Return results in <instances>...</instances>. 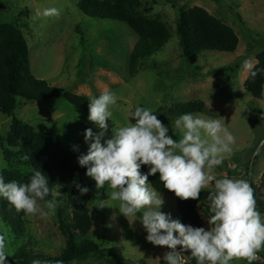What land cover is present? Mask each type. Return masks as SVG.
Returning <instances> with one entry per match:
<instances>
[{"label": "rangeland", "instance_id": "1", "mask_svg": "<svg viewBox=\"0 0 264 264\" xmlns=\"http://www.w3.org/2000/svg\"><path fill=\"white\" fill-rule=\"evenodd\" d=\"M140 10L150 18L164 22L169 40L155 54L145 58L136 74H129L132 49L138 39L136 33L124 22L93 18L77 7L78 0H0V24L17 25L28 47L30 71L36 78L46 80L51 86L64 88L88 100L109 90L116 94L117 105L108 120L109 130L105 139L126 123L125 112L141 106L150 108L157 118L169 128L168 135L179 140L174 127L179 117L174 106L189 101H203L205 118H224L226 126L235 137L232 152L225 156L221 166L214 170L217 178L227 176L245 179L260 185L264 169V85L262 98H254L244 88L248 73L242 69L245 59L257 61V54L264 48V0H139ZM60 9L58 17L38 15L45 8ZM200 7L211 16L231 27L239 42L234 52L202 51L189 61L179 46L177 33V9ZM24 10L25 15H20ZM13 114L35 131L48 127L57 130L61 145L71 152L86 154L88 144L84 131L100 130L90 122L88 104L77 107L62 98L23 102ZM11 116L0 112V157L7 167L27 173L30 168L22 162L18 148L7 143ZM134 122V121H133ZM73 146L77 150H73ZM11 156V160L8 159ZM3 169H0L3 170ZM81 186L89 192L73 199L89 209L92 226L90 239L103 247L115 250L122 264H164L166 247L148 242L139 219L128 221L115 207L97 208V198L108 199L107 188L97 189L95 181L83 176ZM262 192L264 193V188ZM58 191V192H57ZM60 191H52V200ZM99 193V196H97ZM161 211L179 219L172 196L161 194ZM43 207V202H40ZM207 209L197 206L198 215L206 227ZM48 214L25 215V232L15 235L0 218V234L7 241L8 264L21 247L31 252H43L52 257L61 253L66 238L57 227L55 211L44 209ZM203 211L204 215L201 214ZM139 215V214H138ZM187 264L196 263L188 252L183 254ZM254 264H264V251ZM71 264H108L106 258H88ZM231 264H246L233 259Z\"/></svg>", "mask_w": 264, "mask_h": 264}, {"label": "clouds", "instance_id": "2", "mask_svg": "<svg viewBox=\"0 0 264 264\" xmlns=\"http://www.w3.org/2000/svg\"><path fill=\"white\" fill-rule=\"evenodd\" d=\"M38 15L58 17L60 9L45 8ZM256 64L258 61L250 58L242 62V69L253 79L264 74V68ZM117 99L115 93L105 90L88 100L87 119L100 131L85 129L88 149L77 157V162L97 189L107 185L110 190L108 199L97 198L96 207H115L129 222L139 219L147 233L145 239L170 250L163 255L164 264H185V252L196 264H231L233 259L254 264L260 259L258 253L264 251V213L257 208L253 188L245 179L217 178L214 174L235 143L224 118L181 114L174 121L181 138L175 140L152 109L136 106L125 112L126 123L112 129L111 137L105 139L107 121L112 120L111 109ZM73 150L77 147L73 146ZM142 166H148L146 173L141 172ZM5 167L6 161L0 157V169ZM30 171L25 182H6L0 174V198L25 215H47L45 208L54 211L57 207V201L48 199L49 178L40 168ZM157 173L163 187L181 200H197L203 190L210 189L207 230L183 224L161 211L163 198L148 182V177ZM75 188L80 196L89 192L88 187L78 183ZM7 247L5 235L0 234V264H8ZM32 264L44 262L36 259Z\"/></svg>", "mask_w": 264, "mask_h": 264}, {"label": "trees", "instance_id": "3", "mask_svg": "<svg viewBox=\"0 0 264 264\" xmlns=\"http://www.w3.org/2000/svg\"><path fill=\"white\" fill-rule=\"evenodd\" d=\"M155 4L156 0H151ZM170 2L176 8V4ZM76 7L85 15L110 21L124 22L137 35L138 39L132 49L129 61V74H136L142 61L158 52L169 40V32L164 22L147 17L141 10L139 0H78ZM21 10L20 15H25ZM177 33L182 55L189 61L194 60L205 50L234 52L238 46V36L228 25L211 16L200 7L184 10L177 9ZM257 68H264V48L256 56ZM244 88L254 98H262L264 74L254 79L248 74ZM62 98L77 106L85 107L88 99L64 88L51 86L46 80L36 78L30 71V61L26 40L20 28L12 23L0 24V112L11 116L7 143L18 148L23 163L32 168H40L49 178L52 191L58 188L55 216L59 231L65 236L66 243L61 253L52 257L43 252H31L21 247L13 254L11 264H32L39 259L44 264H71L89 256L106 258L108 264H122L124 260L117 257L115 250L98 245L88 236L92 221L89 209L73 199L75 184L82 185L86 169L79 166L80 156L64 148L56 128L48 127L43 132L35 131L29 124L14 116L19 105L18 99L25 102ZM178 115L184 113H201L203 101H189L174 106ZM29 157L27 160L24 157ZM11 156H8L10 159ZM148 166H142L146 173ZM5 181L25 182L31 175L19 169L9 168L0 171ZM151 187L161 194L172 196L176 203V212L181 223L193 227H202L197 206L209 207L207 200L209 190H203L197 200H181L168 191L159 181V174L148 177ZM257 201V208L264 213V169L260 185L250 181ZM0 218L15 233L25 232V214L18 212L6 199L0 198Z\"/></svg>", "mask_w": 264, "mask_h": 264}, {"label": "crops", "instance_id": "4", "mask_svg": "<svg viewBox=\"0 0 264 264\" xmlns=\"http://www.w3.org/2000/svg\"><path fill=\"white\" fill-rule=\"evenodd\" d=\"M205 190H210V189H205ZM207 216H208V213H207ZM206 217H204V218L206 219ZM199 218L201 220V216L200 215H199ZM205 221H206V225H207L206 227L203 226V223H202L203 222V219L201 220V223H202V227H204L207 230L210 227V225L207 223V219Z\"/></svg>", "mask_w": 264, "mask_h": 264}, {"label": "built area", "instance_id": "5", "mask_svg": "<svg viewBox=\"0 0 264 264\" xmlns=\"http://www.w3.org/2000/svg\"><path fill=\"white\" fill-rule=\"evenodd\" d=\"M177 250H179V246L177 247ZM167 251H170L169 249H167ZM185 264H187V261L185 260ZM193 264V263H192ZM196 264V263H194Z\"/></svg>", "mask_w": 264, "mask_h": 264}]
</instances>
